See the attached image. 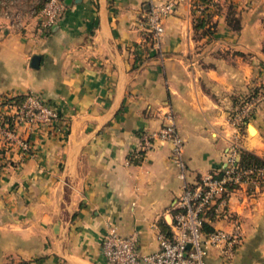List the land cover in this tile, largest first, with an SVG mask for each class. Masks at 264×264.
<instances>
[{
  "label": "crops",
  "instance_id": "1",
  "mask_svg": "<svg viewBox=\"0 0 264 264\" xmlns=\"http://www.w3.org/2000/svg\"><path fill=\"white\" fill-rule=\"evenodd\" d=\"M160 1L66 0L47 30L36 11L18 21L0 13V93L36 91L63 120L61 131L19 126L26 154L0 147V264H112L99 249L108 226L134 234L139 252L154 251L183 182L223 166L232 111L264 86V0H180L153 38L144 15ZM228 4L237 28L225 21ZM205 11L214 23L194 27ZM166 110L182 140L183 179L168 141L141 143ZM238 141L264 156V99ZM204 220L239 223L234 260L264 264V189L240 184ZM203 260L230 264L215 248Z\"/></svg>",
  "mask_w": 264,
  "mask_h": 264
},
{
  "label": "built area",
  "instance_id": "2",
  "mask_svg": "<svg viewBox=\"0 0 264 264\" xmlns=\"http://www.w3.org/2000/svg\"><path fill=\"white\" fill-rule=\"evenodd\" d=\"M180 0H162L150 3L144 15V25L153 38L158 37L164 19L170 15ZM202 6L197 7L200 11ZM65 9L64 0H43L36 10L40 28L47 30L60 18ZM18 101L10 98L14 94L0 93V147L14 144L22 154L30 152L28 138L18 135V127L24 126L25 133L39 129L61 131L62 117L56 107L40 93L26 90ZM263 96L257 92L254 98L239 105L230 115L229 123L235 128V135L229 140L224 153L223 166L217 172H208L190 183L184 181L176 197L166 230H156L158 247L141 253L134 234H120L108 226L102 236L99 249L102 256L112 264H204V256L209 248H215L222 261L243 264L234 260L240 242V225L233 223L229 229L213 228L208 232L201 229L207 210L222 213L226 207L228 194L240 184L258 186L264 189V164L241 166L239 152L242 147L238 134L242 124L251 113V106ZM10 98V99H9ZM164 123L156 130L141 133L143 147H149L157 138L170 143V156L179 168L183 179L181 159L182 140L176 132L171 111L163 113Z\"/></svg>",
  "mask_w": 264,
  "mask_h": 264
},
{
  "label": "trees",
  "instance_id": "3",
  "mask_svg": "<svg viewBox=\"0 0 264 264\" xmlns=\"http://www.w3.org/2000/svg\"><path fill=\"white\" fill-rule=\"evenodd\" d=\"M206 1L207 0H200V2H206ZM41 3H40V5H41ZM40 5H38L37 8H39ZM209 18H210V13L207 11L203 12L201 15L199 14V15L195 16L193 18L194 27H199V26H202L204 24H207V25L213 24L214 22H212V21L209 22ZM225 21L232 28L238 27V18L234 15L230 4H228L227 8H226ZM263 23H264V20H263ZM10 98H13V99H15V101H18L21 98V94L20 93L14 94ZM1 150H2V148H0V151ZM238 161H239V164L241 166L261 165V164H264V156L257 155L251 151H248V150L242 148V149H240V152H239V160ZM208 211L209 210L206 211V214H208ZM160 229L166 230L162 224H160ZM201 229L204 232H208V231L212 230L213 228L207 223V221L204 220L202 222Z\"/></svg>",
  "mask_w": 264,
  "mask_h": 264
},
{
  "label": "rangeland",
  "instance_id": "4",
  "mask_svg": "<svg viewBox=\"0 0 264 264\" xmlns=\"http://www.w3.org/2000/svg\"><path fill=\"white\" fill-rule=\"evenodd\" d=\"M42 1L43 0H0V13L18 21L20 18L28 15L30 12H35L38 9V5H40ZM257 92L264 93V86H254L248 89L244 95L240 96L239 105H242L245 101L254 98ZM263 99L264 97L262 96L259 100L253 103L249 117L251 116L254 107L261 103Z\"/></svg>",
  "mask_w": 264,
  "mask_h": 264
},
{
  "label": "water",
  "instance_id": "5",
  "mask_svg": "<svg viewBox=\"0 0 264 264\" xmlns=\"http://www.w3.org/2000/svg\"><path fill=\"white\" fill-rule=\"evenodd\" d=\"M64 1H66V0H64ZM37 64H38V55L34 54L30 57L29 65L32 67H36Z\"/></svg>",
  "mask_w": 264,
  "mask_h": 264
}]
</instances>
